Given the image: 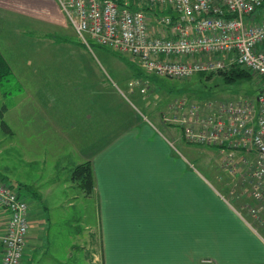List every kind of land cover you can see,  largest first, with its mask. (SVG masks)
<instances>
[{
  "label": "rangeland",
  "instance_id": "obj_1",
  "mask_svg": "<svg viewBox=\"0 0 264 264\" xmlns=\"http://www.w3.org/2000/svg\"><path fill=\"white\" fill-rule=\"evenodd\" d=\"M61 11L64 19L50 22L0 8V48L14 71L0 86V181L32 210L25 264H94L99 202L70 179L71 169L79 149L127 118L138 115L174 141L177 153L222 193L245 185L254 163L243 149L183 139L175 101L196 103L208 114L210 102L256 100L264 78L146 76L129 54L93 39L85 43ZM136 78L145 82L144 92L130 90ZM230 152L235 171L222 166Z\"/></svg>",
  "mask_w": 264,
  "mask_h": 264
},
{
  "label": "crops",
  "instance_id": "obj_2",
  "mask_svg": "<svg viewBox=\"0 0 264 264\" xmlns=\"http://www.w3.org/2000/svg\"><path fill=\"white\" fill-rule=\"evenodd\" d=\"M0 8L64 19L56 0H0ZM93 138L77 152L78 163L92 162L99 202L92 263L264 264V209L251 211L250 174L222 193L138 115Z\"/></svg>",
  "mask_w": 264,
  "mask_h": 264
},
{
  "label": "built area",
  "instance_id": "obj_3",
  "mask_svg": "<svg viewBox=\"0 0 264 264\" xmlns=\"http://www.w3.org/2000/svg\"><path fill=\"white\" fill-rule=\"evenodd\" d=\"M58 1L85 43L93 39L129 54L146 76L184 79L236 65L264 78V0ZM130 86L146 89L141 78ZM175 102L189 142L254 154L250 184L258 205L251 211L258 215L264 209V89L256 100L210 102L208 114L196 103ZM233 154L224 160L232 170ZM31 220L29 202L0 181V264L24 263Z\"/></svg>",
  "mask_w": 264,
  "mask_h": 264
},
{
  "label": "trees",
  "instance_id": "obj_4",
  "mask_svg": "<svg viewBox=\"0 0 264 264\" xmlns=\"http://www.w3.org/2000/svg\"><path fill=\"white\" fill-rule=\"evenodd\" d=\"M217 73L223 75L224 78L230 82H233L238 78L245 77L246 79H251L252 77V74L248 70L236 65L228 70H220ZM12 74H14L12 66L0 48V86L5 80H8ZM141 74L142 73H139L138 75L140 76ZM2 124L6 129L9 128L8 124L4 120ZM70 179L84 192L85 196L94 195L96 183L94 168L90 160H84L75 165L71 169Z\"/></svg>",
  "mask_w": 264,
  "mask_h": 264
},
{
  "label": "flooded vegetation",
  "instance_id": "obj_5",
  "mask_svg": "<svg viewBox=\"0 0 264 264\" xmlns=\"http://www.w3.org/2000/svg\"><path fill=\"white\" fill-rule=\"evenodd\" d=\"M31 215H32V210H31Z\"/></svg>",
  "mask_w": 264,
  "mask_h": 264
}]
</instances>
